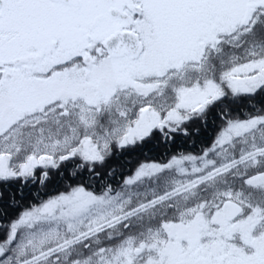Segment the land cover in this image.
Instances as JSON below:
<instances>
[{
  "label": "snow or ice",
  "instance_id": "6c2138e0",
  "mask_svg": "<svg viewBox=\"0 0 264 264\" xmlns=\"http://www.w3.org/2000/svg\"><path fill=\"white\" fill-rule=\"evenodd\" d=\"M0 264H264V0H0Z\"/></svg>",
  "mask_w": 264,
  "mask_h": 264
}]
</instances>
